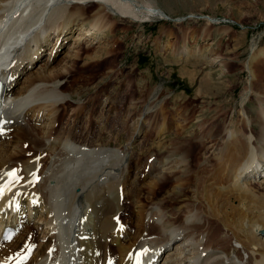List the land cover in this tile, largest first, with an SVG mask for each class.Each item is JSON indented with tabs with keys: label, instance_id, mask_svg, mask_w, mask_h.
<instances>
[{
	"label": "bare ground",
	"instance_id": "obj_1",
	"mask_svg": "<svg viewBox=\"0 0 264 264\" xmlns=\"http://www.w3.org/2000/svg\"><path fill=\"white\" fill-rule=\"evenodd\" d=\"M136 1L0 0V264H264V189L249 181L264 171L261 91L250 86L242 96L244 101L252 94L261 106L252 136L243 127L226 130L210 155L198 160L196 174L189 156L163 159L156 174L129 190V154L55 127L68 99L58 80L69 67L50 69L56 50L68 35L79 47L108 33L113 15L148 19L155 10L162 17L157 0H140L143 17L134 10ZM250 49L247 69L264 60L255 43ZM150 105L132 137L157 110ZM164 183H170L164 197L156 198ZM190 187L195 205L189 207L184 190ZM175 195L183 200L172 211ZM34 232L41 235L37 249Z\"/></svg>",
	"mask_w": 264,
	"mask_h": 264
},
{
	"label": "rangeland",
	"instance_id": "obj_2",
	"mask_svg": "<svg viewBox=\"0 0 264 264\" xmlns=\"http://www.w3.org/2000/svg\"><path fill=\"white\" fill-rule=\"evenodd\" d=\"M157 2L161 18L155 10V16L148 12V19L139 18L143 20L113 15L110 31L94 40H84L80 48L68 35L50 64L52 70L69 65L58 80L59 90L68 99L59 107L55 127L72 130L71 135H78L79 141L85 137L90 145L129 154L132 183H128V190L145 183L149 173H157L163 159L189 156L190 169L196 174L198 160L204 161L202 156L210 155L226 130L243 127L252 136L250 127L255 126L261 106L252 94L244 101L242 96L250 86L254 92L264 94V60L256 59L250 69L245 67L251 43L264 51V0ZM133 4L137 13L145 9L140 0ZM144 14L139 13L142 17ZM48 53L46 50L42 54V63ZM214 59L222 67L213 63ZM149 101L157 110L144 117L147 124L132 137ZM160 127L164 132L157 136ZM260 174L249 181L264 189V171ZM168 185L162 186L155 197L163 198ZM184 194L186 204L195 205L192 187ZM182 200L175 195L171 210ZM34 233L33 247L37 245V249L41 235ZM213 235H218L217 229ZM234 247L239 248L237 244Z\"/></svg>",
	"mask_w": 264,
	"mask_h": 264
},
{
	"label": "snow or ice",
	"instance_id": "obj_3",
	"mask_svg": "<svg viewBox=\"0 0 264 264\" xmlns=\"http://www.w3.org/2000/svg\"><path fill=\"white\" fill-rule=\"evenodd\" d=\"M9 175H13L14 176V173H10Z\"/></svg>",
	"mask_w": 264,
	"mask_h": 264
}]
</instances>
